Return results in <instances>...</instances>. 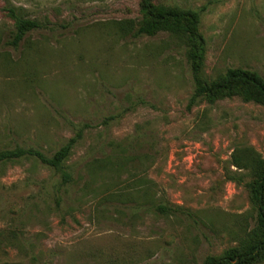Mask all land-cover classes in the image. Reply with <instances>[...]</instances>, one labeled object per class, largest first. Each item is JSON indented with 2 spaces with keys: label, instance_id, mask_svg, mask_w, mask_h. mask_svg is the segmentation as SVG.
Returning a JSON list of instances; mask_svg holds the SVG:
<instances>
[{
  "label": "rangeland",
  "instance_id": "rangeland-1",
  "mask_svg": "<svg viewBox=\"0 0 264 264\" xmlns=\"http://www.w3.org/2000/svg\"><path fill=\"white\" fill-rule=\"evenodd\" d=\"M200 12L203 79L264 80V0H153ZM8 5L38 21L17 45ZM140 0H0V150L52 156L0 164V264H207L245 240L264 163V106H189L185 45L134 36ZM257 264H264V261Z\"/></svg>",
  "mask_w": 264,
  "mask_h": 264
},
{
  "label": "trees",
  "instance_id": "trees-1",
  "mask_svg": "<svg viewBox=\"0 0 264 264\" xmlns=\"http://www.w3.org/2000/svg\"><path fill=\"white\" fill-rule=\"evenodd\" d=\"M6 11L16 24L12 46H17L28 32L43 27L38 21L23 15L22 8L8 5ZM140 12L142 19L135 29L134 36H155L161 32H168L185 45L186 58L194 82V93L189 106L197 104L202 98L209 104H214L235 97L264 106V80L255 72L230 69L214 81L207 82L203 79L206 40L199 27V11L156 4L153 0H140ZM88 127L84 124L77 132L76 138L69 140L50 157L38 150L17 147L0 150V164L34 158L58 172L63 184H70L73 178L64 168V163L69 158L75 143L82 138L83 129ZM250 170L252 180L249 188L256 211L254 227L238 246L227 250L218 258H208L207 264H257L264 261V163L259 162Z\"/></svg>",
  "mask_w": 264,
  "mask_h": 264
}]
</instances>
